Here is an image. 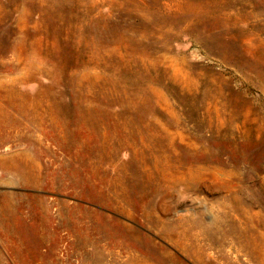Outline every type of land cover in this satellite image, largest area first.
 <instances>
[{
    "label": "rangeland",
    "instance_id": "1",
    "mask_svg": "<svg viewBox=\"0 0 264 264\" xmlns=\"http://www.w3.org/2000/svg\"><path fill=\"white\" fill-rule=\"evenodd\" d=\"M0 264H264V0H0Z\"/></svg>",
    "mask_w": 264,
    "mask_h": 264
}]
</instances>
